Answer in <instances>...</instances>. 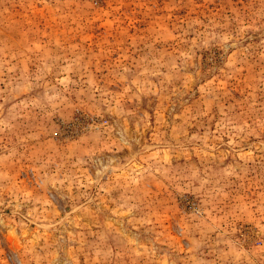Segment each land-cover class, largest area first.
I'll list each match as a JSON object with an SVG mask.
<instances>
[{
    "label": "rangeland",
    "instance_id": "374dc122",
    "mask_svg": "<svg viewBox=\"0 0 264 264\" xmlns=\"http://www.w3.org/2000/svg\"><path fill=\"white\" fill-rule=\"evenodd\" d=\"M0 264H264V0H0Z\"/></svg>",
    "mask_w": 264,
    "mask_h": 264
}]
</instances>
